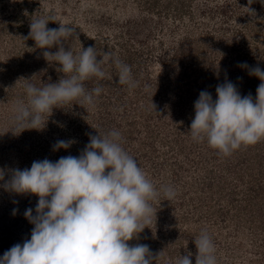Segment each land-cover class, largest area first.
I'll list each match as a JSON object with an SVG mask.
<instances>
[{"label": "rangeland", "instance_id": "374dc122", "mask_svg": "<svg viewBox=\"0 0 264 264\" xmlns=\"http://www.w3.org/2000/svg\"><path fill=\"white\" fill-rule=\"evenodd\" d=\"M41 17L51 20L48 28L62 22L75 29L61 42L66 51L75 54L92 46L98 60L106 53V0H0V169L5 173L0 185L12 169L30 168L45 158L55 162L79 156L88 134H106V63L102 79L84 82L87 91L103 89L94 106L82 98L58 105L44 114L43 129L18 134L14 109L19 101L27 104L25 85L42 88L64 75L58 63L43 57V51L54 53L59 46L40 49L25 39L31 19ZM107 52L131 67L136 84L131 89L119 85L115 66L107 62V134H121L122 147L159 192L149 201L151 223L128 243L162 252L153 264H177L188 254L195 264L194 238L206 230L217 264H264V153L259 154L262 162L250 163L243 148L225 156L206 140L194 141L189 132L201 91L215 100L216 86L228 80L242 96L256 98L261 81L238 64L264 70V3L107 0ZM57 140L73 143L54 151ZM175 164L186 166L183 177H176ZM164 186L176 192L171 201ZM38 199L0 186V257L30 239L34 225L24 213L32 208L35 214Z\"/></svg>", "mask_w": 264, "mask_h": 264}, {"label": "clouds", "instance_id": "9594fccd", "mask_svg": "<svg viewBox=\"0 0 264 264\" xmlns=\"http://www.w3.org/2000/svg\"><path fill=\"white\" fill-rule=\"evenodd\" d=\"M252 3L248 0L249 5ZM49 21L44 17L31 19L25 39L34 40L40 49L59 46L54 53L43 51V57L58 63L57 71L64 75L42 88L25 85L27 104L19 101L14 109L18 134L43 129L47 123L44 114L58 105L82 98V103L94 106V97L103 89L96 86L87 91L84 82L92 77L102 79L105 72L101 65L106 62L115 66L119 85L129 89L136 86L131 67L111 53L98 60L92 46L75 54L72 49L66 51L61 42L73 36L75 29L62 22L59 28H48ZM238 67L261 81L256 98L251 93L242 96L228 80L216 86L215 100L203 90L194 102L195 117L189 131L194 141L206 140L225 156L264 139V70L246 62ZM88 135L89 143L79 156H63L55 162L47 158L33 161L30 168L12 169L10 178L0 185L9 192L39 197L35 214L32 208L24 213L34 225L30 239L6 250L0 264H153L159 260L162 252L153 254L146 244L128 243L151 223L154 213L149 201L159 192L138 161L122 147L118 131ZM72 143L57 140L53 150L68 149ZM4 175L0 169V180ZM162 191L168 201L176 196L170 186ZM17 212L13 209L12 214ZM194 243L195 264H217L215 245L206 230L194 238ZM190 257L184 255L177 264H192Z\"/></svg>", "mask_w": 264, "mask_h": 264}, {"label": "trees", "instance_id": "16d2710c", "mask_svg": "<svg viewBox=\"0 0 264 264\" xmlns=\"http://www.w3.org/2000/svg\"><path fill=\"white\" fill-rule=\"evenodd\" d=\"M241 148L244 149V155L247 153V155L250 157V163L251 162H262V159L259 157V154L262 155L264 153V139L260 140L258 143L254 144V145H249V146H241ZM240 148V149H241ZM254 154V155H253ZM175 166L179 167L176 177L181 178L184 176V174L187 172V169L185 165H177L175 164ZM241 176V175H240ZM186 189V186L181 190V193L183 194L184 190ZM184 196V195H182Z\"/></svg>", "mask_w": 264, "mask_h": 264}]
</instances>
